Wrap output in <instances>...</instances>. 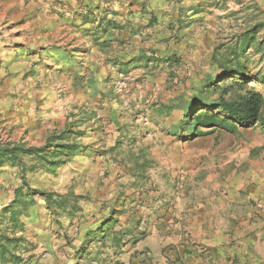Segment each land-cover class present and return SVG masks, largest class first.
I'll return each mask as SVG.
<instances>
[{"label": "rangeland", "instance_id": "1", "mask_svg": "<svg viewBox=\"0 0 264 264\" xmlns=\"http://www.w3.org/2000/svg\"><path fill=\"white\" fill-rule=\"evenodd\" d=\"M90 2L0 0V136L41 146L54 131L83 132L73 180L0 168V264H183L190 223L238 204L260 174L263 126L192 136L182 119L218 99L205 84L264 20V0ZM89 8L113 25L95 34ZM243 59L264 73V51ZM25 181L65 194L73 218L16 204Z\"/></svg>", "mask_w": 264, "mask_h": 264}, {"label": "trees", "instance_id": "2", "mask_svg": "<svg viewBox=\"0 0 264 264\" xmlns=\"http://www.w3.org/2000/svg\"><path fill=\"white\" fill-rule=\"evenodd\" d=\"M95 0H91L90 4ZM98 6V5H97ZM91 8L83 16L85 23H94L93 32H106L108 26H112V20L105 24L96 18H90ZM92 11V10H91ZM264 29V20L256 22L253 26L241 32L235 38L234 47L230 48L217 61L220 70L212 76V80L205 84V88L220 89V94L215 101H194L195 108L185 110L183 127L193 125L192 136H202L211 133L215 128L236 129L238 127H264V73L249 74L246 70V59H243L249 49H255L257 53L264 51V34L258 40L259 34ZM263 86V89L260 88ZM201 110V111H198ZM208 129V130H204ZM83 136V132L66 128L62 131H54L48 136L44 145H27L25 142L3 140L0 136V168L5 165L18 167L25 179L28 172H45L52 178L59 177L73 180L79 175L81 163L73 159L81 144L75 142L77 137ZM26 189V190H24ZM16 204L19 206H36L40 209H49L60 219L58 223L67 221L65 217L72 219L68 214L72 210H66L67 196L58 191H42L28 186L27 182L16 189ZM61 210V212H59ZM67 211V213H64ZM19 212L12 213L13 231L16 232L19 221ZM64 216V217H63ZM15 239V238H11ZM5 248V247H4ZM0 249L3 248L0 246ZM3 252V251H2Z\"/></svg>", "mask_w": 264, "mask_h": 264}, {"label": "crops", "instance_id": "3", "mask_svg": "<svg viewBox=\"0 0 264 264\" xmlns=\"http://www.w3.org/2000/svg\"><path fill=\"white\" fill-rule=\"evenodd\" d=\"M255 184L240 191L243 200L214 209L208 220L190 223L180 236L183 264H264V154Z\"/></svg>", "mask_w": 264, "mask_h": 264}]
</instances>
